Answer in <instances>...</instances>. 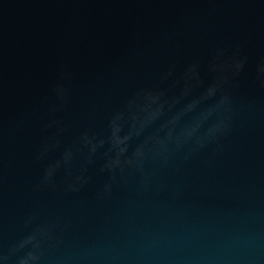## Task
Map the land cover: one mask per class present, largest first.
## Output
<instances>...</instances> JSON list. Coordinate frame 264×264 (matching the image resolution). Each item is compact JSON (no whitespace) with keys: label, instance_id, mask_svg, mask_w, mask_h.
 Listing matches in <instances>:
<instances>
[{"label":"water","instance_id":"water-1","mask_svg":"<svg viewBox=\"0 0 264 264\" xmlns=\"http://www.w3.org/2000/svg\"><path fill=\"white\" fill-rule=\"evenodd\" d=\"M0 264H264V0H0Z\"/></svg>","mask_w":264,"mask_h":264}]
</instances>
